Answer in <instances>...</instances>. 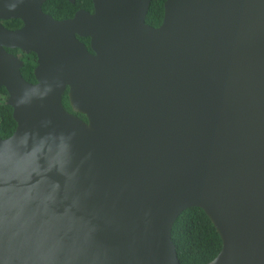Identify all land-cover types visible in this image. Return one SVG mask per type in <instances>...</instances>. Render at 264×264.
<instances>
[{"label":"water","instance_id":"obj_1","mask_svg":"<svg viewBox=\"0 0 264 264\" xmlns=\"http://www.w3.org/2000/svg\"><path fill=\"white\" fill-rule=\"evenodd\" d=\"M92 1L56 19L47 0H0L1 18L24 21L0 23L16 121L0 148L23 175L34 166L15 152L24 134L63 135L77 169L9 186L29 231L65 247L86 239L109 264H181L173 227L200 207L222 238L204 264H264V0H165L157 27L152 0ZM5 47L37 55L36 82ZM33 87L50 90L21 105Z\"/></svg>","mask_w":264,"mask_h":264},{"label":"clouds","instance_id":"obj_2","mask_svg":"<svg viewBox=\"0 0 264 264\" xmlns=\"http://www.w3.org/2000/svg\"><path fill=\"white\" fill-rule=\"evenodd\" d=\"M49 90L29 88L18 102L27 105L42 98ZM15 152L31 156L34 166L28 173L20 174L15 158L0 148V264H109L106 250L86 239L71 247H65L62 242L41 243L36 234L29 231L30 226L23 219V209L17 207L14 198L8 195L11 184L28 182L32 176H43L52 170L69 179L75 178L77 169L73 167L70 139L63 135L36 137L25 133L15 145ZM41 160L46 161V168L41 166Z\"/></svg>","mask_w":264,"mask_h":264},{"label":"trees","instance_id":"obj_3","mask_svg":"<svg viewBox=\"0 0 264 264\" xmlns=\"http://www.w3.org/2000/svg\"><path fill=\"white\" fill-rule=\"evenodd\" d=\"M164 2L165 0H152L151 7L147 15V22L151 25L161 21L164 17ZM59 5L63 6L60 7ZM70 6V11H73L72 4L67 0H47L43 9L55 17L64 19L67 13H64L65 6ZM58 7L62 12H57ZM62 15V16H60ZM64 16V18H63ZM88 45L89 38H81ZM35 62H30L29 66L22 69L23 75L30 82H36L32 73ZM3 94L6 98L0 97V136L8 137L16 128V121L13 118V108L6 103L8 93L5 87L0 90V95ZM64 104L68 110L72 111L68 92L64 96ZM80 116L84 119L85 116ZM173 240L176 244L178 257L181 264H204L211 261L222 248V238L211 222L208 215L200 207H194L184 211L173 227Z\"/></svg>","mask_w":264,"mask_h":264},{"label":"flooded vegetation","instance_id":"obj_4","mask_svg":"<svg viewBox=\"0 0 264 264\" xmlns=\"http://www.w3.org/2000/svg\"><path fill=\"white\" fill-rule=\"evenodd\" d=\"M67 1L72 4V7L74 9H73V11H70V6L66 5L63 12L64 13L69 12V13H67V16H69V17H65L64 18V16H63L64 19L73 17L76 12L81 11V10L94 12V5H93V1L92 0H67ZM59 6L63 7L61 5H59ZM43 11H45V10L43 9ZM56 11L57 12H62L58 7H56ZM60 16H62V15H60ZM53 17H55V16H53ZM55 18L56 19H62V18H58V17H55ZM162 21H163V19L161 21L155 23L156 27L160 26ZM0 23L5 28H7L8 30H12V31L21 29L24 26V21L22 19H20V18H1L0 17ZM5 49L8 52H10V53H12L14 55H17L18 57H20L24 61L22 69H25V67L29 66L30 62H35V65L33 67V73H32V75H33V77L35 79L34 70H35V68L37 66V61H38L37 55L35 53H33V52H30V53L25 52V51H23L22 49H20L18 47H16V48L5 47ZM22 69H21V72H22ZM22 75H23V72H22ZM23 77L25 78L24 75H23ZM1 88L2 87H0V90H1ZM0 97L1 98H4V97L6 98V96L3 95V94H1Z\"/></svg>","mask_w":264,"mask_h":264}]
</instances>
